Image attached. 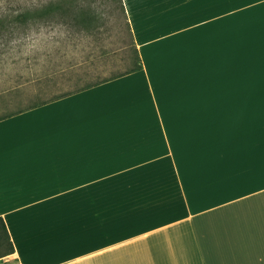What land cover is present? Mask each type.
<instances>
[{
    "label": "crops",
    "instance_id": "0c3cea01",
    "mask_svg": "<svg viewBox=\"0 0 264 264\" xmlns=\"http://www.w3.org/2000/svg\"><path fill=\"white\" fill-rule=\"evenodd\" d=\"M123 4L140 70L0 119V264H264V0Z\"/></svg>",
    "mask_w": 264,
    "mask_h": 264
},
{
    "label": "rangeland",
    "instance_id": "374dc122",
    "mask_svg": "<svg viewBox=\"0 0 264 264\" xmlns=\"http://www.w3.org/2000/svg\"><path fill=\"white\" fill-rule=\"evenodd\" d=\"M4 4L5 0L0 2V8ZM92 8L98 15L86 21L89 24L84 25H88V30L84 29V22L71 21L67 17L64 24L21 29L14 38H1L0 93L6 91V95L0 96V113L13 107L5 103L12 98L23 99L21 105L24 106L39 96L49 99L58 95L59 90L65 91L66 88L46 89L48 79H53L49 76L53 71L66 69L68 90L130 70L136 53L121 8L112 0H96ZM77 83L81 85L75 86ZM17 85L21 86L20 92L15 97L10 96L8 88ZM55 87L54 82L50 88Z\"/></svg>",
    "mask_w": 264,
    "mask_h": 264
},
{
    "label": "trees",
    "instance_id": "16d2710c",
    "mask_svg": "<svg viewBox=\"0 0 264 264\" xmlns=\"http://www.w3.org/2000/svg\"><path fill=\"white\" fill-rule=\"evenodd\" d=\"M3 1L4 0H0V2ZM95 1L96 0H5L4 7L0 8V40L1 38H4L6 36H8L9 38H14L15 33L21 29L23 31H26L31 29V27L40 28L41 25H47L50 23L64 24L65 22H67V17L71 21L75 20V22H84L82 23L83 26H85L84 29L88 30V25L84 24H89L86 21L94 20L97 18L98 15L96 13V10L92 8V4ZM103 1L106 2V0ZM112 2L118 4V7L121 8L126 19L127 27L130 31V34L132 35L131 26L126 15L123 0H112ZM133 44L136 53V58L130 70L118 75H114L110 78L87 82L84 85L77 83L75 86H81H78L75 89L68 88V90L65 91L59 90L58 95H55L51 98H59L75 91L86 89L93 85L106 82L119 76L140 70L142 68L141 57L139 55V50L135 42ZM63 78H66V76L64 75ZM19 86L20 85L14 86L13 88H8L10 90H8L9 92L7 93L12 94V96L16 95V93L20 92L21 87ZM5 92L0 93V96L2 97ZM4 95H6V93ZM1 97L0 101L4 96L2 98ZM49 99L39 96L38 98L33 100L32 103L24 106L21 105V103L23 102L22 99L15 107V109H12L13 107L7 109L6 107L7 110H5L3 113H0V119L43 104ZM14 252L15 246L11 239L6 222L3 218H0V258L8 256Z\"/></svg>",
    "mask_w": 264,
    "mask_h": 264
}]
</instances>
